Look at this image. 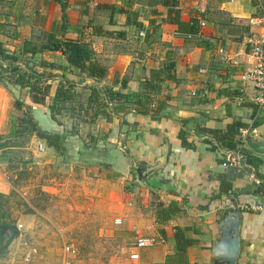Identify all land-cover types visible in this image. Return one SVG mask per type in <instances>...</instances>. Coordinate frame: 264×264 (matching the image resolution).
<instances>
[{
  "label": "crops",
  "instance_id": "1",
  "mask_svg": "<svg viewBox=\"0 0 264 264\" xmlns=\"http://www.w3.org/2000/svg\"><path fill=\"white\" fill-rule=\"evenodd\" d=\"M173 6L172 0H0V44L24 69L53 74L51 96L70 82L77 103L95 105L98 118L92 125L79 124L70 114L58 116L64 125L61 132L70 135L73 148L80 139L85 160L99 172L106 170L143 210V221L149 223L141 224L138 234L164 242L148 261L180 263L174 239L178 228L195 241L183 256L185 264H210L213 227L223 215L225 201L231 200L240 213L237 264H264V215L241 209L242 203L261 194L249 177L254 169L246 161L241 172L223 166L227 149L212 137L235 121L250 132L264 125V109L253 103L255 89L242 80L250 67L248 40H264V0H178L180 23L195 19L199 26L205 24L190 38L179 32L178 23L170 22ZM48 34L90 44L93 62L103 74L90 67L71 73L59 52L24 55L26 42L45 44ZM44 62L66 71H45ZM124 81L126 89L121 90ZM91 88L97 91L93 95ZM13 90L17 98L33 105L28 90ZM5 91L0 84V108L13 109L15 100L3 98ZM105 91L131 95L146 91L152 112L141 116L133 108L123 126L128 109L109 101ZM50 102L47 99L46 105ZM33 107L44 115L41 118L48 114L42 105ZM255 123L260 124L254 128ZM78 149L77 156L82 153ZM140 166L146 169L144 184L137 180ZM260 172L264 176V161ZM223 176L232 185V195L218 199ZM159 205H177L180 211L161 225L156 218Z\"/></svg>",
  "mask_w": 264,
  "mask_h": 264
},
{
  "label": "rangeland",
  "instance_id": "2",
  "mask_svg": "<svg viewBox=\"0 0 264 264\" xmlns=\"http://www.w3.org/2000/svg\"><path fill=\"white\" fill-rule=\"evenodd\" d=\"M5 89L3 98L17 99V92ZM17 116L8 106L0 108V136L11 132ZM79 140L74 148L67 143L73 155L68 150L61 157L32 139L20 167L14 159L0 162V193H14L8 213L19 232L0 256V264H153L149 254L161 244L137 250L139 259L131 260L136 254L130 250L132 244L149 237L138 234L141 224L149 223L143 221V210L106 170L99 172L85 160ZM77 148L82 151L79 156Z\"/></svg>",
  "mask_w": 264,
  "mask_h": 264
},
{
  "label": "trees",
  "instance_id": "3",
  "mask_svg": "<svg viewBox=\"0 0 264 264\" xmlns=\"http://www.w3.org/2000/svg\"><path fill=\"white\" fill-rule=\"evenodd\" d=\"M174 6L169 11L170 22L179 24V32H183L192 36H197L200 33V26L195 19H192L188 23H180V10H175L178 0H172ZM184 27V29L181 28ZM56 52L62 54L68 61L70 69L69 72H85L88 67L95 70L97 75H102L101 69L97 64L93 62V50L88 43L82 41H74L63 36L59 38L56 35L48 34L46 37V43L37 45L31 40L26 42L23 46V53L25 56L34 57L40 52ZM34 63L35 59H31ZM42 69L61 70L66 71L64 68L56 67L53 64L42 63ZM174 68V65L171 66ZM91 76L93 74H90ZM53 77V74H47L44 72L39 74L32 69H24L19 65V59L14 55L9 54L3 46L0 44V84L5 88L13 90L20 89L28 90L29 97L33 105H42L47 111V115L40 113L33 105H27L24 99L17 98L14 101L13 109L17 111L18 116L11 132L7 136H0V162L15 160V167H20L22 164V156L27 150V145L32 139H37L45 144V146L53 150L59 156H65L67 151V143L69 142L70 135L64 130V125L59 121L58 116L70 114L71 119H76L79 124L92 125L98 118L96 107L91 101L85 103H77L75 86L67 82L65 85L59 86L54 96H51L52 83L49 79ZM173 78V77H172ZM127 81L122 83V89H126ZM148 87V86H146ZM153 87V86H151ZM92 95L96 93V89L91 88ZM106 97L111 102L118 101L121 105L128 109V113L125 116V126L128 122L127 116L131 114V110L134 108L135 113L141 116L150 115L152 110L149 106V97L146 96V91L137 94H125L124 92H104ZM51 100L49 105H46V100ZM161 111V110H160ZM256 115L254 112L253 117ZM48 116V117H47ZM260 123H255L254 128L259 126ZM247 127L241 122H234L227 131L218 132L214 131L212 137L218 142L221 147L227 149V151H236L242 145L240 138V130ZM242 154L245 156L244 161L246 164L254 169L255 175L263 180L264 176L260 172L261 166H263L264 157L256 155L245 144L242 148ZM23 172H20L18 178L20 179ZM225 176L222 177L220 192L218 199L222 196H231L232 185L225 182ZM264 189V186L258 188V193ZM14 195H5L0 193V256L3 255L7 247L15 240L18 235V229L16 221L11 214L8 213L9 201ZM177 205H170L164 207L159 205L157 211L158 224H167L175 215L179 213ZM174 239L176 241V255L180 263H184L183 256L189 247L195 245V241L187 239L183 232L176 228ZM174 261V260H173ZM172 261V263H173ZM179 263V264H180ZM168 264V263H167ZM250 264V263H249Z\"/></svg>",
  "mask_w": 264,
  "mask_h": 264
},
{
  "label": "built area",
  "instance_id": "4",
  "mask_svg": "<svg viewBox=\"0 0 264 264\" xmlns=\"http://www.w3.org/2000/svg\"><path fill=\"white\" fill-rule=\"evenodd\" d=\"M201 27H205L204 23H201ZM189 38L192 35L188 36ZM248 64L249 68L244 72L242 76V80L244 82H249L253 85L256 95L253 98V103L260 109H264V40L263 39H255L251 38L248 40ZM250 130H241L240 138L242 145L236 151H227L226 153V161L223 166L225 167H233L238 172H241L245 169L246 165L244 164V155L242 154V148L246 144V138ZM39 152L43 151V147L39 146ZM252 182L258 187L261 188L262 181L255 175V173H251L249 175ZM261 194L257 200H248L241 204V209L255 214L264 215V189L260 191ZM19 228H22L19 225ZM163 240L161 238H139L132 244L130 249L134 250H146L155 247L156 245L163 244ZM67 251L70 248H66ZM139 255L133 254L131 255V260H138Z\"/></svg>",
  "mask_w": 264,
  "mask_h": 264
},
{
  "label": "water",
  "instance_id": "5",
  "mask_svg": "<svg viewBox=\"0 0 264 264\" xmlns=\"http://www.w3.org/2000/svg\"><path fill=\"white\" fill-rule=\"evenodd\" d=\"M254 154L264 157V125L254 129L246 138ZM146 169H136L137 180L145 183ZM223 215L213 227L214 237L210 264H237L241 253L240 213L234 201L226 200Z\"/></svg>",
  "mask_w": 264,
  "mask_h": 264
}]
</instances>
